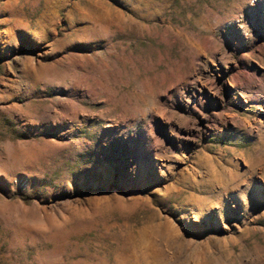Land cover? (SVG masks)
I'll use <instances>...</instances> for the list:
<instances>
[{
  "label": "rangeland",
  "instance_id": "1",
  "mask_svg": "<svg viewBox=\"0 0 264 264\" xmlns=\"http://www.w3.org/2000/svg\"><path fill=\"white\" fill-rule=\"evenodd\" d=\"M0 264H264V0H0Z\"/></svg>",
  "mask_w": 264,
  "mask_h": 264
},
{
  "label": "bare ground",
  "instance_id": "2",
  "mask_svg": "<svg viewBox=\"0 0 264 264\" xmlns=\"http://www.w3.org/2000/svg\"><path fill=\"white\" fill-rule=\"evenodd\" d=\"M55 21H56V18L55 17H52L50 15L43 14V15L40 16V18L38 19V21L35 24V26L40 30L39 35H40L41 39H45L47 37L48 33H49V32H45V31L41 30V28L46 23H49L48 26H47V28L49 29L48 31H50L53 28L52 26H54ZM31 23H32V21H29L28 20V23L26 25V28L27 29L32 28L31 27Z\"/></svg>",
  "mask_w": 264,
  "mask_h": 264
}]
</instances>
